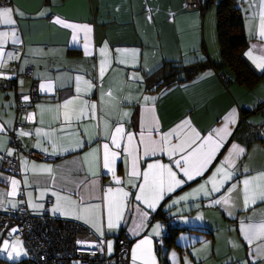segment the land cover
<instances>
[{"label":"crops","instance_id":"1","mask_svg":"<svg viewBox=\"0 0 264 264\" xmlns=\"http://www.w3.org/2000/svg\"><path fill=\"white\" fill-rule=\"evenodd\" d=\"M2 1L0 7L14 10L15 24H0V32L8 33L0 39L5 53V64L0 68V155L14 152L10 135L15 131L23 149L35 150L43 158L22 157L18 173L0 170V212L13 210L20 203L32 213H41L47 206L53 216L76 219L88 226L94 237L104 239L109 255L115 238L127 235L131 240L129 264H145L144 259L132 258L133 248L145 238L151 240L154 264H264V254L257 256L255 252L258 245H264V238L249 244L241 233L242 224L264 221V201L245 207L243 191V181L264 174V77L251 87L236 81L230 72V81L219 79L213 64L221 60L217 31L220 0H208L203 8L194 9L186 8L185 0H10L7 5ZM236 1L247 38L243 55L255 72L262 73L264 68L258 65L264 64V0ZM57 17L64 23L54 22ZM85 25L91 31H84ZM13 31L18 42L12 39ZM7 53L14 58L9 60ZM198 63L206 65L192 78L167 84L175 80L166 81L168 73L184 78L181 68L177 71L175 66ZM27 65L39 81L40 96L24 113L16 107V100L28 101L24 98L29 94L30 78L14 81L10 67L16 66L19 72ZM12 82L15 86L17 82L16 88L10 86ZM66 100L73 103L64 107ZM85 101L97 106L96 116H85L71 126L65 124L63 113L79 112ZM229 116L235 123L228 125L227 138L194 180H187L172 163L181 153L171 156L169 151H158L144 156L140 134L149 123H155L152 140L175 130L172 145L191 144L195 133L206 137L221 128ZM117 125L133 134L132 156L139 157L137 168L141 172L149 163L159 162L171 166L177 177L185 180L156 202L154 209L135 199L138 187L133 185L142 181L128 175L131 158L122 153L115 162V175L122 181L119 185L102 167V145L110 144V133ZM253 125H259V131L254 132ZM117 136L121 144L128 143L127 136ZM78 143L82 147H77ZM233 145L244 151L231 157L229 167L225 161ZM222 167L232 176L221 186L222 176L214 174ZM44 168H51V172ZM210 177L220 190L208 196L196 191L201 186L211 191ZM13 179L19 182L15 189ZM257 183L260 181H253V186ZM109 187H121L130 194L124 218L117 221L113 217V228L108 227L102 199ZM12 191L15 195L8 196ZM81 193L89 203L99 205L95 215L85 213L77 219L75 214H62L74 206L58 197L78 202ZM47 197H51L48 204ZM222 197L230 198V203L213 202ZM137 205L148 215L143 226L134 231L140 223ZM57 207L61 211H54ZM166 220L173 221L171 234L163 224ZM159 238H164L160 250L156 248ZM107 241L112 242L111 251ZM142 255L138 249L137 256Z\"/></svg>","mask_w":264,"mask_h":264},{"label":"snow or ice","instance_id":"2","mask_svg":"<svg viewBox=\"0 0 264 264\" xmlns=\"http://www.w3.org/2000/svg\"><path fill=\"white\" fill-rule=\"evenodd\" d=\"M13 13L14 10L12 8L0 7V24L14 25L15 20L12 18ZM54 22L61 24L64 23V21H62L58 17L55 19ZM66 26L70 28L78 27L72 24H67ZM82 27L84 31H91V29L86 25ZM7 36L8 33L0 32V39L6 38ZM12 39L14 42H18L15 31H13L12 33ZM75 39L76 37L74 35L73 40ZM85 50H86L85 54L87 55L88 54L87 44H85ZM4 55L5 53L3 51V48L0 47V68L4 67L5 64V61L2 59ZM6 55L9 60L14 58L11 53H7ZM246 55H248V53H246ZM120 62L123 63L124 61H120ZM258 67L264 68V64L258 65ZM76 79L79 81L81 77H77ZM41 87L43 89V85ZM88 87L89 89H91L92 87L91 83L88 84ZM79 91L80 89L77 88L78 93ZM24 99L27 100L28 97H25ZM145 99L148 100L155 98L145 97ZM72 103H73L72 100H66L64 102V107ZM96 108L97 106L95 104L89 105L85 101L83 102V106L81 107L79 112L65 111L63 113L64 123L67 124L68 126H71L74 122H79L85 116L94 117L96 116ZM26 118L30 119L31 116ZM57 118L59 119V117ZM183 123L188 124L189 122L185 121ZM231 123H235L234 119H232L231 116L226 117L224 125L221 128L214 129L213 132L206 137H201L199 133H195V130L193 129V132L195 133V139L191 142V144H186L181 142L175 145H172L170 143V138L173 136L175 130L167 134L161 135L158 141H154L152 140L150 133L154 129L155 123H149L145 128V130L140 134L141 137L140 143L144 145V156L155 155L158 151L159 152L169 151L171 153V156H175L177 153H181L179 159L173 160L172 163L176 166L177 169H179V171L183 172L187 180H194L195 176L201 175L203 170L207 167V165L211 163V160L215 155V152L219 150L222 142L227 138V135L229 134L228 125ZM39 132L40 130L37 129V133ZM28 134L29 133H23V132L21 133V135H28ZM117 134H120L119 137L120 139H122L124 136H127L128 143L121 144L119 142ZM110 137H111L110 140L111 146L114 147L115 149H122V152L112 150L109 143L103 144L102 167L104 169H107L108 172L112 173L113 180L117 185H119L122 183V181L119 177L115 175V162L118 157H121L122 153L126 154L127 158H131V171L129 172L128 175L130 177H139L142 181L138 185L136 184L133 185L134 187H138V192L135 194V199L145 204L147 208L154 209L156 202H158L160 199H163L164 195L167 192H172L175 187H178L181 184L185 183V180L179 179L177 177V173L173 171L171 166L160 164L159 162L149 163L147 165V168L143 172H141L137 168V162L139 157L132 156L133 149L131 148V144L134 139V136L131 133H125L122 125H117L115 127V131L110 133ZM76 146L82 147V144L78 143ZM243 151L244 149L240 148L238 145H233V151L230 154V157L225 161V163H228L229 167H231V163H232L231 157L235 155H239ZM11 154H12L11 151H9V155ZM43 170L51 172V168H44ZM215 175L222 176V179L220 181V185L222 186L223 180L230 179L232 173L230 171L224 170L222 167L221 169L217 170V173H215L214 176ZM253 181H260V183H257L255 184V186H253ZM128 182L131 183L132 181L129 180ZM18 183L19 182L16 181L15 179L11 181L13 189L16 188ZM208 183H211L213 185L211 191L205 190L203 186H201V188L196 191L203 192L205 196H208L211 195L212 192H218L220 190V187L217 186V182L213 177L209 178ZM243 183L245 185V188L243 190L245 207H248L250 203L255 204L257 200L264 201V174H261L259 177L246 179L245 181H243ZM94 184L95 181H93V185ZM231 191L232 189H229V192ZM7 195L13 196L15 195V191L9 192L7 193ZM53 195H56V193H53ZM129 195H130L129 192L125 191L121 187H117L116 189L109 187L103 192L102 199L104 205L107 208L109 228L115 227V224L113 222V217H115L117 221L124 218L123 213L125 207L127 206L126 201ZM184 198L185 197H181V199ZM58 200H65L68 201L71 205H73L74 207L71 210L67 212H62V214L65 215L75 214V218L77 219L83 218L82 214L85 213L89 215H95L97 209L99 208V205L89 203L88 199L85 197L83 193H81L80 200L78 202L72 201L70 197L67 196L58 197ZM213 202L215 204L228 205L230 203V198L222 197L221 199L215 200ZM2 206H3L2 203H0V207ZM12 207H15V204H12ZM137 209H138V219L140 223L135 224L134 231L140 229L143 226V221L148 215L147 212L140 210L139 205H137ZM54 211H61V209L57 207L56 209H54ZM95 226L96 225L93 224V227ZM99 230L100 229H97V231ZM13 231H15V229H13ZM241 233L249 244L252 243L253 239L264 238V221H262L259 224H251V223L242 224ZM106 243L109 251H111L112 242L107 241ZM150 245H151L150 239L145 238L143 240H140V242L132 250L133 261H136L137 259H144L145 264H150V262L151 264H154V259L151 256ZM138 249L142 250L143 252L142 256L139 257L137 256ZM255 252L257 256L264 254V245H258L257 248L255 249ZM253 258L255 259V257Z\"/></svg>","mask_w":264,"mask_h":264},{"label":"built area","instance_id":"3","mask_svg":"<svg viewBox=\"0 0 264 264\" xmlns=\"http://www.w3.org/2000/svg\"><path fill=\"white\" fill-rule=\"evenodd\" d=\"M10 0H3L7 5ZM203 0H185L188 9L201 8ZM10 71L15 80L28 77L31 79L28 101L16 100V107L27 113L31 105L39 98V81L33 77L31 66L27 65L23 71H17L16 66H11ZM222 81L229 80L225 74H220ZM15 88V82L10 84ZM261 109L264 111V104ZM259 128V126H256ZM14 152L11 155H0V170L18 173L19 162L22 157L42 159L43 156L35 150L22 148L20 139L15 131L10 135ZM51 202L47 197L46 203ZM0 223L9 225L7 236L11 240L20 241L27 250V258L15 264H129L130 238L119 235L114 240L112 255L106 252L104 239L93 236L91 229L84 223L64 217H56L49 213L46 206L41 213H32L25 203H20L13 210L0 212ZM163 224L170 231L172 220ZM15 229V231H13ZM164 238L156 240V248L161 249ZM80 242V243H78Z\"/></svg>","mask_w":264,"mask_h":264},{"label":"trees","instance_id":"4","mask_svg":"<svg viewBox=\"0 0 264 264\" xmlns=\"http://www.w3.org/2000/svg\"><path fill=\"white\" fill-rule=\"evenodd\" d=\"M208 2L209 1L206 0L202 5L204 6ZM203 6L201 8H203ZM217 29L218 37L221 43V60L214 63L213 67L219 70L217 75L220 80V74L222 73L229 77V80H221V82L226 83L231 80L230 74L227 73L230 72L234 75V79L239 83L250 87L259 83L264 77V72H255L243 55V49L247 44V38L243 29V16L239 10L236 0H220L217 11ZM204 65L206 64L198 63L195 65L175 66L174 68L176 69L181 68L184 78L179 79L180 77L176 78V74L168 73L166 81H169L170 78L175 80H170L167 84L173 83L174 81H184L192 78L199 69L204 67ZM222 69H224V71H220ZM177 71L179 70L177 69ZM261 111L264 114L262 109ZM243 119L244 117L241 118L240 123ZM256 126L257 125L251 126V129L254 132L259 131L260 129L259 125V128ZM172 231L173 229H170L168 234H171Z\"/></svg>","mask_w":264,"mask_h":264},{"label":"rangeland","instance_id":"5","mask_svg":"<svg viewBox=\"0 0 264 264\" xmlns=\"http://www.w3.org/2000/svg\"><path fill=\"white\" fill-rule=\"evenodd\" d=\"M8 229V224L0 223V264H15L27 258V250L24 245L7 236Z\"/></svg>","mask_w":264,"mask_h":264},{"label":"water","instance_id":"6","mask_svg":"<svg viewBox=\"0 0 264 264\" xmlns=\"http://www.w3.org/2000/svg\"><path fill=\"white\" fill-rule=\"evenodd\" d=\"M12 79H13V80H15V78H14V76H13V75H12ZM16 87H17V82H16V86H15V88H16Z\"/></svg>","mask_w":264,"mask_h":264}]
</instances>
